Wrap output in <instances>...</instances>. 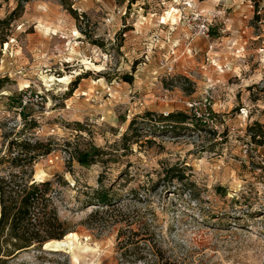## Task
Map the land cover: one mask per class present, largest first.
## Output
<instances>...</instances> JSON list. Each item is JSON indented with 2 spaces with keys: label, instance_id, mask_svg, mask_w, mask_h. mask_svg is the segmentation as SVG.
<instances>
[{
  "label": "rangeland",
  "instance_id": "1",
  "mask_svg": "<svg viewBox=\"0 0 264 264\" xmlns=\"http://www.w3.org/2000/svg\"><path fill=\"white\" fill-rule=\"evenodd\" d=\"M134 1L0 0L1 20L23 7L0 45V176L21 171L11 142L41 143L23 176L54 181L73 235L8 264H143L155 245L264 264V136L244 153L264 133V0ZM208 88L216 128L187 107Z\"/></svg>",
  "mask_w": 264,
  "mask_h": 264
},
{
  "label": "trees",
  "instance_id": "2",
  "mask_svg": "<svg viewBox=\"0 0 264 264\" xmlns=\"http://www.w3.org/2000/svg\"><path fill=\"white\" fill-rule=\"evenodd\" d=\"M60 1L65 4L66 0ZM252 1L258 13L263 0ZM134 3V0H129V4ZM22 9L23 7H18L12 15L3 20L0 19V45L7 42L11 22L18 17V13ZM70 12L78 20L75 11L70 9ZM125 78L128 82H132V76ZM8 80L0 77V92L5 88ZM78 84V80L73 82L71 92L78 88ZM146 116L150 117L152 114H146ZM188 120L187 115L179 112L168 114L165 117L160 116L157 122L184 124ZM263 136L264 133L261 131L259 135H252L251 139L254 143H261ZM42 146L38 141L11 142V147H16L18 150V153L12 157L11 164L13 168L21 171L18 174L12 172L9 176H0V264L10 263L19 254L30 248L45 253L42 250L45 244L47 246L60 242L72 232L70 223L63 221L59 216V192L54 187V181L37 182L23 176L29 168L30 175L32 174L33 164L38 159V152ZM50 152L48 150L45 154ZM86 160L87 157H84L80 162ZM104 200L105 198H101L98 202L104 204L106 202ZM136 244L137 248L142 250L139 241ZM120 246L126 248L129 243L122 241ZM140 252L138 260L143 261V264H180L166 257L165 253L156 245L152 248V258L145 255L143 251Z\"/></svg>",
  "mask_w": 264,
  "mask_h": 264
},
{
  "label": "built area",
  "instance_id": "3",
  "mask_svg": "<svg viewBox=\"0 0 264 264\" xmlns=\"http://www.w3.org/2000/svg\"><path fill=\"white\" fill-rule=\"evenodd\" d=\"M203 33H205V31H203ZM210 91L211 89L209 88L206 89L201 99L188 102L187 107L189 111L191 112V115L197 122L203 125H206L209 128H216L217 122L214 117V109H213V103H212L213 96ZM245 132L247 133V130ZM263 146H264V140H263ZM244 147H245V150H244L245 154H248V153L255 154V156L259 158V160L262 159L261 157L257 155L258 152L254 151L255 149H258L259 147L252 141L251 136L248 135L247 144H245ZM261 161H262V164L264 165V161L263 160Z\"/></svg>",
  "mask_w": 264,
  "mask_h": 264
},
{
  "label": "bare ground",
  "instance_id": "4",
  "mask_svg": "<svg viewBox=\"0 0 264 264\" xmlns=\"http://www.w3.org/2000/svg\"><path fill=\"white\" fill-rule=\"evenodd\" d=\"M72 238H73V235L72 234H69L68 236L65 237V240H63L62 242H55V243H53V245L56 246V247H62L63 245L69 244V242H70V240H72ZM46 248L47 247L45 245V249ZM46 250H48V249H46Z\"/></svg>",
  "mask_w": 264,
  "mask_h": 264
},
{
  "label": "water",
  "instance_id": "5",
  "mask_svg": "<svg viewBox=\"0 0 264 264\" xmlns=\"http://www.w3.org/2000/svg\"><path fill=\"white\" fill-rule=\"evenodd\" d=\"M45 245H46V244H45ZM45 245H44V247H43V250H46V249H45Z\"/></svg>",
  "mask_w": 264,
  "mask_h": 264
}]
</instances>
